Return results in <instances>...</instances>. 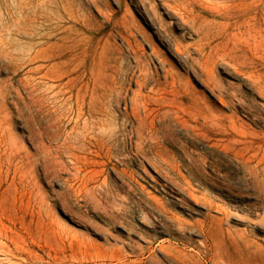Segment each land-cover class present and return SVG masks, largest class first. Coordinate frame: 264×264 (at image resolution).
Here are the masks:
<instances>
[{
  "label": "rangeland",
  "instance_id": "obj_1",
  "mask_svg": "<svg viewBox=\"0 0 264 264\" xmlns=\"http://www.w3.org/2000/svg\"><path fill=\"white\" fill-rule=\"evenodd\" d=\"M263 28L264 0H0V264H264Z\"/></svg>",
  "mask_w": 264,
  "mask_h": 264
},
{
  "label": "bare ground",
  "instance_id": "obj_2",
  "mask_svg": "<svg viewBox=\"0 0 264 264\" xmlns=\"http://www.w3.org/2000/svg\"><path fill=\"white\" fill-rule=\"evenodd\" d=\"M108 1H109V0H108ZM30 2H31V1H30ZM50 2H51V1H50ZM72 2H73V1H72ZM95 2H96V1H95ZM101 2H102V1H101ZM149 2H150V1H149ZM23 3H24V2H23ZM28 3H29V2H28ZM28 3H26L25 5H27ZM99 3H100V1H99ZM32 4H33V3H32ZM102 4H103V3H102ZM150 4H151V2H150ZM169 4H170V3H169ZM25 5H24V6H25ZM28 5H29V4H28ZM67 5H69V4H67ZM154 5H155V4H154ZM154 5H153V6H154ZM29 6H30V5H29ZM56 6H57V5H56ZM62 6H63V4H62ZM151 6H152V5H151ZM153 6H152V7H153ZM168 6H169V5H168ZM170 6L172 7L171 4H170ZM121 7H122V6H121ZM152 7H151V8H152ZM175 7H177V6L175 5ZM175 7H173V8L175 9ZM56 8H57V7H56ZM63 8H64V6H63ZM105 8H107V7H105ZM168 8H169V7H168ZM177 8H178V7H177ZM177 8H176V9H177ZM179 8H180V7H179ZM179 8H178V9H179ZM58 9H59V8H58ZM64 9H65V8H64ZM174 9H173V11H174ZM53 10H54V8H53ZM53 10H52V11H53ZM78 10H79V9H78ZM155 10H156V9H155ZM157 10H158V9H157ZM157 10H156V12H157ZM27 11H28V10H27ZM52 11H51V13H52ZM64 11H65V10H64ZM106 11H108V10H106ZM46 12H47V11H46ZM66 13H67V12H66ZM108 13L110 14L111 12L109 11ZM176 13H177V12H176ZM184 13H185V12H184ZM184 13H183V14H184ZM20 14H22V13H20ZM32 14H34V12L31 13V15H32ZM41 14H42V13H41ZM47 14H48V13H47ZM60 14H61V13H60ZM85 14H86V13H85ZM104 14H105V13H104ZM109 14H108V15H109ZM36 15H37V14H36ZM44 16H45V14H44ZM44 16H43V17H44ZM54 16H55V15H54ZM106 16H107V15H106ZM47 17H50V16L47 15ZM182 17H183V15H182ZM182 17H181V18H182ZM33 18H34V16L32 17V19H33ZM35 18H36V17H35ZM110 18H111V15H110ZM32 19H31V20H32ZM36 19H37V18H36ZM38 19H40V18L38 17ZM38 19H37V22L40 21V20L38 21ZM70 19H71V18H70ZM80 19H81V18H80ZM31 20H30V22H31ZM48 20H49V19H48ZM49 21H50V20H49ZM76 21H77V20H76ZM82 21H83V20H82ZM162 21H163V20H162ZM183 21H184V20H183ZM40 23H41V22H40ZM48 23L50 24V22H48ZM35 24H36V22H35ZM261 24H262V23H261ZM31 25H32V23H31ZM37 25H38V23H37ZM40 26H41V24H40ZM40 26H39V27H40ZM40 28H41V27H40ZM58 28H61V27L59 26ZM263 29H264V28H263ZM263 29H262V30H263ZM252 30L254 31V28H252ZM252 30H249V31L251 32ZM262 30H261V31H262ZM39 31H40V30H39ZM53 31H54V30H53ZM74 31H76V30H74ZM239 31H240V30H239ZM258 31H260V28H259ZM258 31H257V32H258ZM54 32H55V31H54ZM54 32H53V33H54ZM56 32H58V31H56ZM255 32H256V31H255ZM255 32H254V33H255ZM234 33H235V32H234ZM251 33H252V32H251ZM18 34H19V33H18ZM134 34H135V33H134ZM240 34H241V33H240ZM252 34H253V33H252ZM258 34H259V33H258ZM261 34H262V33H261ZM261 34H260V35H261ZM5 35H6V34H5ZM19 35H20V34H19ZM236 35H237V34H236ZM241 35H242V34H241ZM246 35H247V34H246ZM253 35H257V34L255 33V34H253ZM253 35H252V36H253ZM40 36L42 37V35H40ZM40 36H39V37H40ZM49 36H50V35H49ZM54 36H55V35H54ZM238 36H239V35H237V37H238ZM252 36H251V37H252ZM262 36H263V35H262ZM262 36H261V37H262ZM47 37H48V36H47ZM244 37H245V36H244ZM261 37H260V38H261ZM252 38H253V37H252ZM252 38H251V39H252ZM136 39H137V37H136ZM235 39H236V37H235ZM235 39H233V40H235ZM239 39H240V38H239ZM245 39H246V37H245ZM253 39H254V38H253ZM256 39H257V38H256ZM246 40H247V39H246ZM257 40H259V39H257ZM262 40H263V39H262ZM262 40H259V41H262ZM241 41H242V38H241ZM241 41H239V43H240ZM243 42H244V41H243ZM249 42H250V41H249ZM254 42H255V41H254ZM235 43H236V41H235ZM1 44H2V43H1ZM245 44H246V43H245ZM245 44H244V45H245ZM251 44H252V43H251ZM246 45H247V44H246ZM259 45H260V43H259ZM249 46H250V45H249ZM249 46H248V47H249ZM260 46H261V45H260ZM262 46H263V45H262ZM6 47H7V46H6ZM134 47H135V46H134ZM187 47H188V46H187ZM258 48H260V47L258 46ZM258 48H257V49H258ZM188 49H189V48H188ZM241 49H242V48H241ZM247 49H248V48H247ZM252 49H253V48H252ZM178 50L181 51V50L179 49V47H178ZM253 50H254V49H253ZM255 50H256V49H255ZM255 50H254V52H255ZM179 51H178V52H179ZM249 52H250V51H249ZM254 52H251V53L253 54ZM258 52H259V50H258ZM258 52H257V53H258ZM140 53H141V52H140ZM9 54H10V53H9ZM39 54H40V53H39ZM138 54H139V53H138ZM138 54H137V55H138ZM188 54H189V56H190V51L188 52ZM252 54H251V55H252ZM16 55H17V54H16ZM193 55H194V54H193ZM193 55H191V56L193 57ZM260 55L262 56V52H261ZM141 56H142V54H141ZM221 56H222V55H221ZM256 56H257V55H256ZM38 57H39V55H38ZM134 57H135V56H134ZM142 57H143V56H142ZM186 57H187V55H186ZM196 57H197V56H196ZM217 57H219V55H218ZM226 57H227V56H226ZM257 57H258V56H257ZM262 57H263V56H262ZM33 58H34V57H33ZM35 58H37L36 55H35ZM135 58H136V57H135ZM189 58H191V57H189ZM194 58H195V57H194ZM194 58H193V59H194ZM252 58H253V57H252ZM136 59H137V58H136ZM187 59H188V58H187ZM191 59H192V58H191ZM197 59H199V57H198ZM201 59H202V58H201ZM201 59H200V60H201ZM219 59H220V58H219ZM221 59H222V58H221ZM224 59H225V57H223V60H224ZM260 59H263V58H260ZM35 60H38V59H35ZM188 60H189V59H188ZM223 60H222V61H223ZM257 60H258V59H257ZM263 60H264V59H263ZM263 60H262V62H263ZM191 61H192V60H191ZM202 61H204V60H201L200 63H202ZM138 62H139V61H138ZM260 62H261V61H260ZM262 62H261V63H262ZM192 63H193V62H192ZM195 63H196V62H195ZM197 63H199V61H198ZM205 63H206V61H205ZM205 63H203V64H205ZM193 65H195V64H193ZM193 65H192V66H193ZM197 66H198V65H197ZM201 66H202V65H201ZM42 67H43V66H41L40 68H42ZM198 67H199V66H198ZM201 68H202V67H201ZM257 70H258V69H257ZM39 71H40V69H39ZM236 71H237V67H236ZM142 72H143V71H142ZM147 72H148V71H147ZM249 72H250V71H249ZM46 73H47V72H46ZM46 73H45V74H46ZM147 74H148V73H147ZM147 74H146V75H147ZM47 75H48V74H47ZM149 75H151V74H149ZM243 75H244V74H243ZM245 75H246V73H245ZM250 75H251V73H250ZM45 76H46V75H45ZM45 76H44V77H45ZM138 76H139V75H138ZM248 76H249V73H248ZM42 77H43V76H42ZM49 77H50V76H49ZM139 77H140V76H139ZM144 77H146V76H144ZM147 77H148V76H147ZM150 77H151V76H149V78H150ZM212 77H213V76H212ZM245 77H247V75H246ZM258 77H259V76H258ZM262 77H263V76H262ZM149 78H146V79L148 80ZM249 78H250V76H249ZM54 79H55V78H54ZM253 79H254V78H253ZM258 79H260V78H258ZM258 79H257V80H258ZM52 80H53V79H52ZM142 80H143V79H142ZM255 80H256V79H255ZM261 80H262V78H261ZM137 82H138V81H137ZM148 82H149V80H148ZM148 82H147V83H148ZM253 82H254V80H253ZM139 83H140V81H139ZM143 83H144V82H143ZM147 83H146V84H147ZM254 83H255V82H254ZM51 84H52V83H51ZM256 84H258V83L256 82ZM143 85H144V84H143ZM150 85H151V84H150ZM214 85H215V84H214ZM53 86H54V85H53ZM121 86H122V84H121ZM139 86H140V84H139ZM146 86H148V85H146ZM146 86H145V87H146ZM256 86H259V85H255V87H256ZM260 86H261V85H260ZM260 86H259V87H260ZM262 86H263V84H262ZM262 86H261V87H262ZM63 87H64V86H63ZM63 87H61V88H63ZM145 87H144V88H145ZM148 87H149V89H150V88H152L153 86H152V87L148 86ZM261 87H260V88H261ZM52 88H54V87H52ZM137 88H138V86H137ZM141 88H142V87H141ZM234 88H235V87H234ZM263 88H264V87H263ZM263 88H262V89H263ZM127 89H128V88H127ZM142 89H143V88H142ZM236 89H237V88H236ZM256 89H257V88H256ZM69 90H70V89H69ZM132 90H133V89H132ZM137 90H138V89H137ZM140 90H141V89H140ZM146 90H147V89H146ZM160 90L162 91V89H159V91H160ZM258 90H259V89H258ZM58 91H59V90H58ZM62 91H63V90H62ZM125 91H126V90H125ZM125 91H124V92H125ZM59 92H61V90H60ZM126 92H127V91H126ZM136 92H137V91H136ZM138 92H139V91H138ZM142 92H143V91H142ZM151 92H153V89H152V91H150V93H151ZM157 92H158V91H157ZM162 92H163V91H162ZM261 92H262V91H261ZM263 92H264V91H263ZM115 93H116V92H115ZM155 93H156V92H155ZM55 94H56V93H55ZM128 94H129V93H128ZM135 94H136V93H135ZM135 94H134V91H133V95H135ZM156 94H157V93H156ZM263 94H264V93H263ZM263 94H262V95H263ZM57 95H58V94H57ZM78 95H79V94H78ZM221 95H222V94H221ZM240 95H241V94H240ZM71 96H72V95H71ZM117 96H118V94H117ZM117 96H116V97H117ZM124 96L126 97V95H124ZM224 96H225V95H224ZM263 96H264V95H263ZM63 97H64V96H63ZM78 97H79V96H78ZM78 97H77V98H78ZM111 97H113V96H111ZM116 97H115V98H116ZM118 97H119V96H118ZM132 97H133V96H132ZM140 97H141V96H140ZM140 97H139V98H140ZM77 98H76V99H77ZM126 98H127V97H126ZM71 99H72V98H71ZM117 99H118V98H117ZM83 100H84V99H83ZM135 100H136V99H135ZM135 100H134V101H135ZM140 100H141V99H140ZM77 101H79V100L77 99ZM90 101H91V100H90ZM92 101H93V100H92ZM114 101H115V100H114ZM78 103H79V102H78ZM78 103H77V104H78ZM82 103H83V102H82ZM88 103H89V102H88ZM113 103H114V102H113ZM138 103H139V101H138ZM89 104H90V103H89ZM111 104H112V103H111ZM116 104H117V103H116ZM135 104H136V106L133 107V109H135V108L137 107V103H135ZM78 106H79V105H78ZM81 106H82V105H81ZM109 106H110V105H109ZM140 106H141V105H140ZM69 107H70V106H69ZM113 107H115V106H113ZM141 107H142V106H141ZM143 107H144V106H143ZM233 107H234V105H233ZM233 107H232V108H233ZM73 108H74V106H73ZM77 108H78V107H77ZM81 108H82V107H81ZM87 108H89V107H87ZM117 108H118V107H117ZM117 108H116V109H117ZM144 108H145V107H144ZM232 108H231V109H232ZM70 109H71V108H70ZM105 109H106V108H105ZM108 109H109V108H108ZM112 109H113V108H112ZM112 109H111V111H112ZM128 109H129V108H128ZM234 109H235V108H234ZM2 110H3V109H2ZM79 110H81L80 107H79ZM89 110H90V109H89ZM106 110H107V109H106ZM136 110H137V109H136ZM138 110H139V109H138ZM114 111H117V110H114ZM71 112H72V110H71ZM77 112H78V110H77ZM80 112H81V111H80ZM88 112H90V111H88ZM112 112H113V111H112ZM143 112H144V111H143ZM113 113H114V112H113ZM78 114H79V113H78ZM78 114H77V115H78ZM119 114H120V113H119ZM130 114H131V113H130ZM140 114H142V113H139V115H140ZM143 114H145V113H143ZM78 116H79V115H78ZM78 116H77V117H78ZM112 116H113V115H112ZM81 117H82V116H81ZM97 117H98V116H97ZM99 117H102V116H99ZM258 117H259V116H258ZM78 118H79V117H78ZM94 118H96V117H94ZM104 118H105V117H104ZM110 118H112V117H110ZM110 118H108V119H110ZM76 119H77V118H76ZM84 119H85V121H86V118H84ZM98 119H99V118H97V120H98ZM140 119H142V118H140ZM261 119H262V118H261ZM78 120H79V119H78ZM78 120H77V121H78ZM112 120H113V119H112ZM114 120H117L116 117H114ZM138 120H139V119H138ZM95 121H96V120H95ZM107 121H110V122H111V120H107ZM74 122H75V121H74ZM98 122H99V121H98ZM114 122H115V121H114ZM133 122H134V121H133ZM138 122H139V121H138ZM146 122H147V121H146ZM92 123H94V122H92ZM99 123H100V122H99ZM101 123H102V122H101ZM111 123H112V122H111ZM111 123H110V124H111ZM126 123H129V120H128ZM140 123H141V121H140ZM143 123H144V121H143ZM75 124H76V123H75ZM88 124H89V123H88ZM97 124H98V123H97ZM97 124H96V125H97ZM252 124H253V123H252ZM89 125H90V124H89ZM89 125H88V126H89ZM111 125H113V127H114V123H112ZM117 125H118V124H117ZM141 125H142V124H141ZM88 126H86V127H88ZM93 126H95V125L93 124ZM100 126H101V125H100ZM122 126H124V125H122ZM125 126H126V125H125ZM144 126H145V125H144ZM97 127H98V126H97ZM118 127H119V126H118ZM93 128H94V127H93ZM93 128H91V129H93ZM114 128H115V127H114ZM123 128H124V127H123ZM139 128H140V126H139ZM75 129H76V127H75ZM98 129H99V128H98ZM125 129H126V127H125ZM137 129H138V127H137ZM137 129H136V130H137ZM142 129H143V128H142ZM142 129H141V130H142ZM73 130H74V129H73ZM84 130H85V129H84ZM84 130H82V131L84 132ZM87 130H88V129H87ZM95 130H96V129H95ZM99 130H100V129H99ZM123 130H124V129H123ZM127 130H128V129H127ZM138 130L140 131V129H138ZM93 131H94V129H93ZM116 131H117V129H116ZM120 131L122 132V127H121V130H120ZM139 131H138V132H139ZM89 132H90V131H89ZM100 132H101V131H100ZM102 132H103V131H102ZM105 132H106V130H105ZM80 133H81V132H80ZM93 133H95V132H93ZM103 133H104V132H103ZM106 133H107V135H108V136H106V137H109V136H110V135H109L110 133L108 134V131H107ZM106 133H105V134H106ZM123 133H124V132H123ZM125 133H126V132H125ZM133 133H134V131H133ZM133 133H132V134H133ZM81 134H82V133H81ZM87 134H89V133L87 132ZM113 134H114V133H113ZM121 134H122V133H121ZM82 135L84 136L85 134L83 133ZM94 135H95V134H94ZM101 135H102V133H101ZM101 135H100V136H101ZM118 135H119V134H118ZM124 135H125V134H124ZM10 136H11V135H10ZM91 136H92V135H91ZM97 136H98V135H97ZM100 136H99V137H100ZM104 136H105V135H104ZM131 136H132V135H131ZM93 137H94V136H93ZM160 137H161V136H160ZM102 138H103V137H102ZM117 138H118V137H117ZM125 138H126V137H125ZM84 139H85V138H84ZM84 139H83V140H84ZM104 139H105V138H104ZM107 139H108V138H107ZM110 139H111V138H110ZM110 139H108V140L110 141ZM118 139H119V138H118ZM123 139H124V137L121 138V140H123ZM95 140H96V139H95ZM114 140H115V139H114ZM119 140H120V139H119ZM130 141H131V139H130ZM92 142H94V141H92ZM111 142H113V141H111ZM115 142H117V141H115ZM121 142H122V141H121ZM153 142H154V141H153ZM153 142L151 141L152 144H154ZM155 142H156V141H155ZM108 143H109V142H108ZM119 143H120V141H119ZM84 144H86V143H84ZM91 144H92V143H91ZM115 144L117 145V143H115ZM115 144H114V145H115ZM122 144L125 146L124 142H123ZM92 145H93V144H92ZM107 145H108V144H107ZM84 146H86V145H84ZM116 147H117V146H116ZM119 147H120V146H119ZM122 147H123V146H122ZM122 147H121V148H122ZM84 148H85V147H84ZM87 148H88V147H86V149H87ZM97 148H98V147H97ZM141 149H142V148H141ZM141 149H140V147H139V150H141ZM89 150H90V147H89ZM10 151H11V150H10ZM92 151H93V150H92ZM112 152H113V151H112ZM71 157H72V156H71ZM8 159H10V158H8ZM85 161H86V159H85ZM242 161H243V160H242ZM242 161H241V162H242ZM237 162H238V161H237ZM156 166H157V165H156ZM142 167H144V166H142ZM158 168H160V170H161L162 166H161V167L158 166ZM130 169H131V168H130ZM171 169H172V168H171ZM56 171H57V170H56ZM166 172H167V171H166ZM261 172H264V170L261 171ZM146 174H148V173H146ZM165 174H166V173H165ZM253 174H254V173H253ZM169 175H170V174H169ZM186 175H187V174H186ZM78 176H79V175H78ZM165 176H166V175H165ZM255 176H256V173H255ZM19 179H20V178H19ZM79 179H80V178H79ZM82 179H83V178H82ZM174 179H175V178H174ZM176 179H177V178H176ZM172 181H173V180H172ZM81 182H82V181H81ZM173 182H174V181H173ZM176 182H177V181H176ZM105 183L107 184V182H105ZM148 183H149V182H148ZM156 183H157V182H156ZM106 184H105V185H106ZM108 184H109V183H108ZM108 184H107V185H108ZM177 184H178V183H177ZM107 185H106V186H107ZM110 185H111V184H110ZM150 185H151V184H150ZM155 185H156V184H155ZM203 186H204V185H203ZM198 187H199V186H198ZM79 188H80V187H79ZM199 188H200V187H199ZM131 189H132V188H130V190H131ZM201 189H202V187H201ZM184 190H185V189H184ZM227 191H228V190H227ZM106 192H107V191H106ZM111 192H112V191H111ZM202 194H204V193H202ZM139 196H140V195H139ZM214 196H215V195H214ZM129 199H130V198H129ZM129 199H128V200H129ZM122 200H123V199H122ZM186 201H187V200H186ZM95 202H96V201H95ZM123 202H125V201H123ZM120 203H121V201H120ZM190 203H191V202H190ZM245 206H246V205H245ZM143 211H144V210H143ZM234 211H235V210H234ZM121 212H123V211L121 210ZM143 213H144V212H143ZM121 214H122V213H121ZM143 215H144V214H143ZM147 215H148V214H147ZM229 215H231V214H229ZM109 217H110V216H109ZM113 218H114V217H113ZM145 218H146V217H144V219H145ZM146 219H148V217H147ZM146 219H145V220H146ZM106 224H107V223H106ZM190 224H191V223H190ZM4 226H5V225H4ZM146 226H147V225H146ZM0 227H1V226H0ZM171 227H172V226H171ZM107 228H108V227H107ZM1 229H3V228H1ZM4 230H5V228H4ZM11 230H12V229H11ZM179 230H180V229H179ZM6 232H7V229H6ZM15 232H16V231H15ZM178 232H179V231H178ZM4 233H5V232H4ZM201 233H202V232H201ZM128 235H129V234H128ZM20 236H21V235H20ZM153 248H154V247H153ZM25 257H26V256H25Z\"/></svg>",
  "mask_w": 264,
  "mask_h": 264
}]
</instances>
